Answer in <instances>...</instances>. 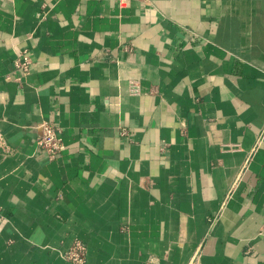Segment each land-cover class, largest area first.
Segmentation results:
<instances>
[{
	"label": "crops",
	"instance_id": "obj_1",
	"mask_svg": "<svg viewBox=\"0 0 264 264\" xmlns=\"http://www.w3.org/2000/svg\"><path fill=\"white\" fill-rule=\"evenodd\" d=\"M263 129L264 0H0V264H264Z\"/></svg>",
	"mask_w": 264,
	"mask_h": 264
},
{
	"label": "built area",
	"instance_id": "obj_2",
	"mask_svg": "<svg viewBox=\"0 0 264 264\" xmlns=\"http://www.w3.org/2000/svg\"><path fill=\"white\" fill-rule=\"evenodd\" d=\"M120 6H128L134 0H118ZM141 3H145L146 0H138ZM15 67L22 71L23 74H28L32 70L33 58L30 51L27 48H23L18 51L14 59ZM131 91L138 93L140 86L137 81L132 82ZM37 136L36 141L38 147L46 151L50 158L57 157L63 150L65 144L62 135V129L59 125L42 121L35 126ZM264 134V129H263ZM0 147L5 154H10L14 149L6 142L4 136L0 133ZM253 151H249L245 160V168L253 155ZM88 248L84 241L79 238H75L72 243L65 249L60 250V255L68 260L71 264H86L87 262ZM199 256H193L187 264H198Z\"/></svg>",
	"mask_w": 264,
	"mask_h": 264
}]
</instances>
